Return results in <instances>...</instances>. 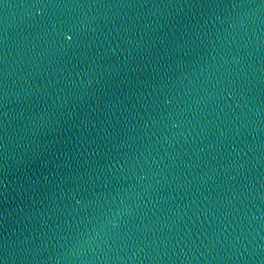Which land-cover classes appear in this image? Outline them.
<instances>
[{
    "label": "water",
    "instance_id": "obj_1",
    "mask_svg": "<svg viewBox=\"0 0 264 264\" xmlns=\"http://www.w3.org/2000/svg\"><path fill=\"white\" fill-rule=\"evenodd\" d=\"M0 259L264 264V0H0Z\"/></svg>",
    "mask_w": 264,
    "mask_h": 264
},
{
    "label": "snow or ice",
    "instance_id": "obj_2",
    "mask_svg": "<svg viewBox=\"0 0 264 264\" xmlns=\"http://www.w3.org/2000/svg\"><path fill=\"white\" fill-rule=\"evenodd\" d=\"M67 40L68 41H72L73 40V36L72 35H67ZM0 264H4V260L0 259Z\"/></svg>",
    "mask_w": 264,
    "mask_h": 264
}]
</instances>
